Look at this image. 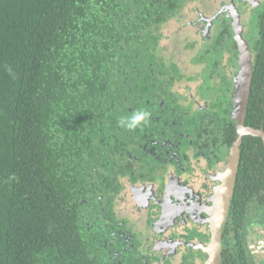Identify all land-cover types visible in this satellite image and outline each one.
<instances>
[{"label":"trees","instance_id":"16d2710c","mask_svg":"<svg viewBox=\"0 0 264 264\" xmlns=\"http://www.w3.org/2000/svg\"><path fill=\"white\" fill-rule=\"evenodd\" d=\"M191 1L0 0V264H104L83 198L100 156L139 131L120 120L140 111L161 25ZM252 17L244 125L264 129V4ZM221 133L229 148L234 120ZM232 194L225 264H249L248 253L233 260L232 241L244 240L252 207L264 205L260 137L242 138Z\"/></svg>","mask_w":264,"mask_h":264},{"label":"flooded vegetation","instance_id":"af4514ba","mask_svg":"<svg viewBox=\"0 0 264 264\" xmlns=\"http://www.w3.org/2000/svg\"><path fill=\"white\" fill-rule=\"evenodd\" d=\"M186 6L161 25L155 58L145 67L150 81L141 78L140 111L148 118L113 152L100 156V172L83 198L82 219L104 264H225L224 227L230 223L232 196L224 215L223 189L235 139L227 148L221 131L225 119L237 124L232 113L239 50L227 16L220 17L218 31L205 36L204 21L189 19L183 33L170 39V49L161 46L162 28L183 18ZM236 10L242 13V6ZM249 15L241 33L251 50L255 29ZM182 82L186 89L178 88ZM189 83L198 86V97ZM254 207L244 240L232 241L233 260L248 253L249 264H260L264 218H257L260 204ZM229 235L235 236L233 229Z\"/></svg>","mask_w":264,"mask_h":264},{"label":"water","instance_id":"95a60500","mask_svg":"<svg viewBox=\"0 0 264 264\" xmlns=\"http://www.w3.org/2000/svg\"><path fill=\"white\" fill-rule=\"evenodd\" d=\"M235 12L232 13L233 17V30L235 33L234 39L237 42L238 50H239V74L237 76L236 85H235V94L233 99V118L237 119L236 129L237 135L236 138L230 148V156L226 165V177H225V185L223 191L225 192L224 198V215H226L227 208L229 206L230 198L232 196V189L234 180L236 178L237 172V161L239 157V145L242 141L244 135H253L260 137L264 144V129L262 128H254L252 126H245L244 120L246 116V107L249 96V89L251 84V77L253 73L252 67V51L250 50L247 42L242 37L243 26L240 22V16L236 9H233ZM220 227H218V234L216 235V249L219 252L220 242L218 239L220 233Z\"/></svg>","mask_w":264,"mask_h":264},{"label":"rangeland","instance_id":"374dc122","mask_svg":"<svg viewBox=\"0 0 264 264\" xmlns=\"http://www.w3.org/2000/svg\"><path fill=\"white\" fill-rule=\"evenodd\" d=\"M264 4V0H197L191 1L187 4L184 10H182L180 14H183V18H175L167 22V24L162 28V38H161V46H166L170 49V39L176 37V34L183 33L182 30L185 27V23L189 19H195L196 17H200L204 21V30L203 35H209L214 32V29L219 30L218 23H220V17H230L231 25L233 26V17L232 13L235 11L238 6H242V13H239L241 25L250 22V15H254V13L260 9ZM181 17V16H179ZM189 22V21H188ZM243 23V24H242ZM244 28V27H243ZM254 28V23H253ZM243 32V30H242ZM204 35V36H205ZM243 37V34H242ZM244 38V37H243ZM249 46V45H248ZM154 76V75H152ZM194 90V94L198 97L199 92L197 91L198 86L192 85L189 83ZM188 86L187 83L182 82L178 88L186 89ZM257 218H264V208H259V211L256 213ZM260 264H264V253L260 258Z\"/></svg>","mask_w":264,"mask_h":264},{"label":"clouds","instance_id":"9594fccd","mask_svg":"<svg viewBox=\"0 0 264 264\" xmlns=\"http://www.w3.org/2000/svg\"><path fill=\"white\" fill-rule=\"evenodd\" d=\"M8 71L11 73V69L9 68ZM148 113L145 111H138L132 114L130 117L127 119H121L120 124L121 126L127 127L128 129H134L138 125L141 124V122L146 121L148 118Z\"/></svg>","mask_w":264,"mask_h":264}]
</instances>
